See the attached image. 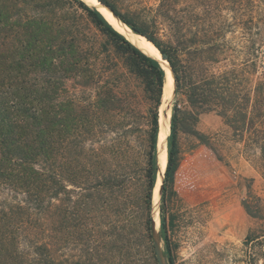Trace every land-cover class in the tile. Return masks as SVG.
<instances>
[{
	"label": "trees",
	"instance_id": "obj_1",
	"mask_svg": "<svg viewBox=\"0 0 264 264\" xmlns=\"http://www.w3.org/2000/svg\"><path fill=\"white\" fill-rule=\"evenodd\" d=\"M46 1L51 2V8L54 7V0H0V264H55L52 251L54 200L68 192L65 182L93 191L102 178L105 186H113L124 198L132 177L124 172L106 179L103 168L109 160L96 148L105 115L118 117L119 126L124 127L125 122L128 119L132 122L133 118V124H129L131 130H126V134H131L135 132L137 117L142 115V106H146L149 160L145 169L147 189L143 206L147 214L153 206L158 178L160 111L164 104L166 80L161 64L125 38L99 11L85 2L72 0L109 40L112 52L103 44V50L100 49L89 33L81 35L74 27L76 21L54 12V9H49L47 14ZM98 1L134 33L152 42L174 74L176 101L162 192V227L167 233L166 208L176 196L174 186L181 161L179 134L183 131L201 140L200 117L211 111L210 103L216 91L214 79L205 77L202 85L199 84L197 64L192 62L189 65L183 60V55L188 52L209 53L210 41L204 46L196 42L190 45L184 40L183 30L189 23L191 31L197 29V37L201 28L204 36L211 37L214 10L210 0H161L147 15L145 12L123 13L112 0ZM159 18L171 23L175 33L172 41L165 42L155 32H150V21ZM102 51L108 58H116L113 60L118 64L119 60L123 62L129 72L126 76L130 78L131 75L140 81L142 96L133 91L127 93L121 88L123 83L115 86L105 82L102 71H95L91 58L98 59L103 55ZM69 82H73L76 88L88 90L89 100H81L77 94L68 95ZM220 88L223 90L224 86ZM179 93L184 95L180 101L177 100ZM120 137L127 139V136ZM87 144L91 147L87 148ZM66 150L69 163L67 170H62V165L66 166ZM130 150V143H121L119 139L115 152L117 158H125ZM58 162L64 182L56 173ZM92 198L90 194L87 202H72V211L65 210L61 215V227L66 223V228H71L75 234L85 231L84 221L95 207ZM119 209L120 213L123 212ZM148 217V227L152 231V219ZM170 224L174 227L173 220ZM123 240H126L124 234L119 241L123 243ZM254 243L260 246L264 264V236L248 235L246 244L253 246ZM130 257L133 254L130 253ZM170 264H174L171 259Z\"/></svg>",
	"mask_w": 264,
	"mask_h": 264
},
{
	"label": "rangeland",
	"instance_id": "obj_2",
	"mask_svg": "<svg viewBox=\"0 0 264 264\" xmlns=\"http://www.w3.org/2000/svg\"><path fill=\"white\" fill-rule=\"evenodd\" d=\"M80 1L98 11L92 4ZM112 1L117 2L123 13L151 14V9L156 8L161 0ZM52 2L54 7L51 8V2L46 1L47 14L49 9H54V12L76 21L74 27L81 35L89 33L100 49L105 46L112 52L109 40L72 0ZM210 2L214 10L211 37L204 36L202 28L197 37L196 24L192 31L189 23L183 30L184 40L190 45L196 42L204 46L210 41V52H188L183 55V60L189 65L192 62L197 64L199 84L202 85L205 77L214 79L216 91L210 103L211 111L200 117L201 140L183 131L179 134L181 161L174 186L176 196L166 208L168 232L162 227V197L155 190L150 214L143 206L147 189L145 169L149 160L146 106H142V115L137 117L135 132L131 134H126V130H131L129 124H133V118L132 122L128 119L124 127L119 126L118 117L105 115L98 135L99 144L95 146L109 160L103 168L106 179L124 172L132 177L128 191L122 199L113 186H105L101 177L93 191L65 182L68 192L54 200L52 251L55 264H158L152 231L148 227V216L153 219L154 212H157L158 230L169 262L171 259L174 264H263L258 243L247 245L246 240L250 234L264 236V0ZM181 8L185 10V5ZM183 16L187 19L186 15ZM150 32H155L165 42L172 41L175 35L171 23L162 18L150 21ZM102 53L98 59H91L95 71H102L105 75L103 80L115 86L123 83L121 88L127 93L133 91L142 96L140 81L131 75L130 78L126 76L129 72L123 62L119 60L118 64L113 60L116 58H108ZM220 86L224 89H219ZM173 90L174 87L171 94ZM67 92L68 95L77 94L81 100L90 98L88 90L76 88L73 82L67 84ZM182 99L184 95L179 93L177 100ZM173 105L169 112L170 121L169 117L165 118L167 102L160 111L158 161L162 169L157 174V181L160 180L161 184L168 164H164V159L168 158L167 138L171 132ZM162 132L164 136L161 138ZM120 136H127V139L122 140ZM119 139L121 143L131 145L129 155L123 159L117 158L115 153ZM68 157L66 150L65 167L59 159L62 170H67ZM59 162L56 173L64 182ZM90 194L95 207L84 221L85 231L75 234L71 228H66V223L62 228L63 211L71 212L72 202L77 200L87 202ZM119 208L123 212L120 213ZM171 220L174 227H171ZM122 234L126 238L123 243L119 241Z\"/></svg>",
	"mask_w": 264,
	"mask_h": 264
},
{
	"label": "bare ground",
	"instance_id": "obj_3",
	"mask_svg": "<svg viewBox=\"0 0 264 264\" xmlns=\"http://www.w3.org/2000/svg\"><path fill=\"white\" fill-rule=\"evenodd\" d=\"M89 4H92L94 7L98 8V10L100 11V13L104 16V18L119 32L121 33L123 36H125L129 41H131L135 46H137L139 49H141L143 52H145L146 54L154 57L155 59L161 61L162 60V55L160 53V51L156 48V46H154L152 43L148 42L144 37L139 36L134 34L133 32H131L130 29L121 26L117 20L115 18H113L112 14L109 11H106V9H103L97 0H84ZM164 72H165V76H166V80H165V87H164V98H163V108L166 102H168V100L171 97V93L170 90L174 87V78L172 76L171 70L169 69L167 63H163L161 64ZM164 136V133L162 132L161 134V138ZM162 153V151H161ZM168 163V158L165 157L164 159V164L166 165ZM164 166V165H163ZM161 186V181L158 180L156 182V186H155V193L159 194V189ZM157 212H154V219L156 220L157 226H158V222L159 220L157 219Z\"/></svg>",
	"mask_w": 264,
	"mask_h": 264
},
{
	"label": "water",
	"instance_id": "obj_4",
	"mask_svg": "<svg viewBox=\"0 0 264 264\" xmlns=\"http://www.w3.org/2000/svg\"><path fill=\"white\" fill-rule=\"evenodd\" d=\"M98 1V0H97ZM99 5L102 7V8H105L106 10H108L113 18H115L117 20V22L121 25V26H124L126 28L127 25L124 24L123 22H121L115 15L114 13L108 9L106 6L102 5L99 1H98ZM99 11V10H98ZM100 12V11H99ZM129 29V28H128ZM132 32V31H131ZM135 34V33H134ZM141 36V35H139ZM144 37V36H142ZM145 38V37H144ZM146 39V38H145ZM148 42H150L148 39H146ZM152 43V42H150ZM153 44V43H152ZM154 45V44H153ZM155 46V45H154ZM148 55V54H147ZM150 56V55H149ZM152 57V56H151ZM154 58V57H153ZM157 60V59H156ZM159 61V60H157ZM163 63H167L169 69L171 70L170 66H169V63L162 57V60L159 61L160 64ZM171 73H172V76L174 78V74L171 70ZM175 95H176V84H175V78H174V90L171 94V97L170 99L168 100L167 102V109H166V114H165V118L168 119L169 117V112L171 111L172 109V105H173V102H174V99H175ZM169 121H170V117H169ZM171 126V124H170ZM170 131H171V128H170ZM169 137V136H168ZM167 142H168V138H167ZM158 166H159V170L162 169L160 168V163L158 161ZM165 173H166V169H165V172L163 173V176H162V184L160 186V189H159V197L161 198L162 197V192H163V184H164V177H165ZM152 237H153V244H154V249H155V254H156V258H157V262L158 264H170L169 260L167 259L166 257V254L164 252V249H163V242H162V237H161V234L158 230V226H157V223H156V220L154 219V216H153V219H152Z\"/></svg>",
	"mask_w": 264,
	"mask_h": 264
}]
</instances>
